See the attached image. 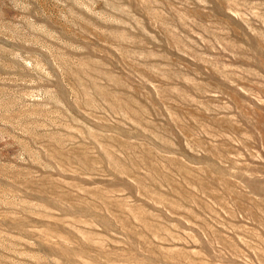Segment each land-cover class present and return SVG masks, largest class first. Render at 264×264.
<instances>
[{"label":"rangeland","instance_id":"obj_1","mask_svg":"<svg viewBox=\"0 0 264 264\" xmlns=\"http://www.w3.org/2000/svg\"><path fill=\"white\" fill-rule=\"evenodd\" d=\"M0 264H264V0H0Z\"/></svg>","mask_w":264,"mask_h":264}]
</instances>
